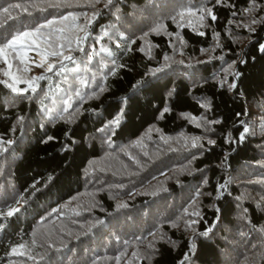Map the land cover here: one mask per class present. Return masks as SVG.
Instances as JSON below:
<instances>
[{
    "label": "trees",
    "instance_id": "trees-1",
    "mask_svg": "<svg viewBox=\"0 0 264 264\" xmlns=\"http://www.w3.org/2000/svg\"><path fill=\"white\" fill-rule=\"evenodd\" d=\"M37 28L8 52L53 70L0 78V264H264V0H0V45Z\"/></svg>",
    "mask_w": 264,
    "mask_h": 264
},
{
    "label": "snow or ice",
    "instance_id": "snow-or-ice-1",
    "mask_svg": "<svg viewBox=\"0 0 264 264\" xmlns=\"http://www.w3.org/2000/svg\"><path fill=\"white\" fill-rule=\"evenodd\" d=\"M108 2L111 3L112 0H108ZM58 6H59V5H54V7H58ZM11 7H12L13 9H16V8H21L22 6H21L20 4H15V5H12ZM24 11L27 12V9L25 8ZM2 14L6 15V16H7V19H13V18H14V17H12L11 12H10V8H8V7H5V8L2 9ZM188 14H189V15H195V13H193V12H191V11H189ZM208 14L211 16V18H212L213 20L216 19V17H215L214 15H212L211 10H208ZM179 15H180L181 17H183V16L185 15V13H184V12H181V13H179ZM67 18H68V17H64L63 19H67ZM201 19H203V17H201ZM52 23H54V21H49V24H52ZM42 27H43V26H42ZM162 27H163L162 25H158V26L154 29V31H157V32H158V31L161 30ZM39 31H40V29L37 28V29H35L33 32L23 31V32H19V33H17L16 35H13V36L11 37V39H8V40H7L6 43L0 45V57H4L5 62H7L6 51H7L8 49H11L13 52H16V51H17V47H16V46H17L19 43H21V42L24 40L25 37H29V36L36 35V34L39 33ZM200 34L203 35V33H200ZM80 39H82V38H78V40H77L78 43H79V40H80ZM60 47L63 48V45H61ZM262 47H264V46H262ZM51 55H52V56H62L63 59H65V60H71V59H72L71 56H65V55L63 54L62 51H61V52H55V51H54V52L51 53ZM44 59H45V58H42L41 63H40V64H37L36 66H37V67H41V68L45 67ZM54 67H55L54 64H52V63H48V64H47V67H46L45 70H46V71H52ZM161 70H162V69H156L155 71L159 72V71H161ZM5 75H10V74L7 73V72H5ZM14 79H15V78H14ZM39 79H42V77H33L31 81H27V83H28V88H30L32 91H36V84H35V81H38ZM4 83L7 84V81H4ZM7 87L11 88L13 92H22V91H27V90H28V89H20V88H17V87H15L13 84H7ZM231 87H235V84L231 85ZM166 111H167V109H166ZM117 122H118V118H117ZM245 131H247V128L245 129ZM210 143H213V142L210 141ZM15 211H18V209H13L12 211H9V212L7 213V215H8V216H12L13 213H14ZM207 234H208V232L201 233V235H204V236H207ZM21 247H22V246H21ZM193 247H194V245H193ZM12 251H13L14 254H17V255H23V253L18 252V250L15 249V248H14ZM187 259H188V256L186 255V256H185V260H187ZM181 264H184V262L181 261Z\"/></svg>",
    "mask_w": 264,
    "mask_h": 264
},
{
    "label": "rangeland",
    "instance_id": "rangeland-1",
    "mask_svg": "<svg viewBox=\"0 0 264 264\" xmlns=\"http://www.w3.org/2000/svg\"><path fill=\"white\" fill-rule=\"evenodd\" d=\"M7 62L4 57H0V78L7 81L9 84L16 86L17 84L29 81L32 77H37L44 70V67H37L42 61L41 57L36 55H23L20 53H12L10 56L8 50L6 51ZM45 67L47 61L44 60ZM5 72L10 75H5ZM15 78V79H14ZM116 264V262H115Z\"/></svg>",
    "mask_w": 264,
    "mask_h": 264
}]
</instances>
